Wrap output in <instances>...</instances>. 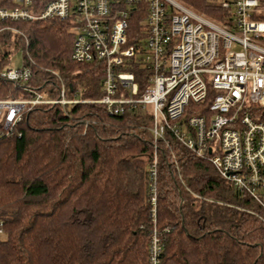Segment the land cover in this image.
Returning <instances> with one entry per match:
<instances>
[{
  "label": "trees",
  "instance_id": "trees-1",
  "mask_svg": "<svg viewBox=\"0 0 264 264\" xmlns=\"http://www.w3.org/2000/svg\"><path fill=\"white\" fill-rule=\"evenodd\" d=\"M180 1L230 24L233 9L223 0ZM263 8L260 0L256 19L264 20ZM141 21L133 17L130 43ZM73 43L67 20L0 19V72L22 50L33 72L27 87L48 97L65 86L68 97L100 98L102 65L74 61ZM130 69L142 91L150 71L138 61ZM28 97L0 77V99ZM255 111L264 119V106ZM151 124L141 106L121 115L99 103L26 111L0 136V264H149L155 231L161 264H264L260 205L170 131L155 141ZM155 153L154 215L148 166Z\"/></svg>",
  "mask_w": 264,
  "mask_h": 264
},
{
  "label": "built area",
  "instance_id": "built-area-1",
  "mask_svg": "<svg viewBox=\"0 0 264 264\" xmlns=\"http://www.w3.org/2000/svg\"><path fill=\"white\" fill-rule=\"evenodd\" d=\"M221 4L233 9L230 24L180 0H0L2 20L69 21L72 59L98 62L104 71L103 95L84 99L68 97L65 86L58 97H48L27 87L31 65L5 66L0 77L24 86L30 97L0 99V136L10 135L26 111L42 104L99 103L111 115L141 106L152 116L149 129L155 141L168 130L208 159L237 192L260 205L264 222V119L255 111L264 106V20L254 16L260 0ZM133 17L144 26L130 43ZM137 61L150 71L142 91L130 69ZM148 172L155 215L156 153ZM150 244L149 264H161L164 244L156 231Z\"/></svg>",
  "mask_w": 264,
  "mask_h": 264
},
{
  "label": "rangeland",
  "instance_id": "rangeland-1",
  "mask_svg": "<svg viewBox=\"0 0 264 264\" xmlns=\"http://www.w3.org/2000/svg\"><path fill=\"white\" fill-rule=\"evenodd\" d=\"M218 3H219V1H218ZM262 11L264 12V8ZM221 22H223V21H221ZM262 43H264V39H263ZM8 65L13 66L14 68L23 67V65H24V53H23V51L22 50L14 51L11 55L10 63ZM151 107H152L151 105H148L149 109H152Z\"/></svg>",
  "mask_w": 264,
  "mask_h": 264
}]
</instances>
